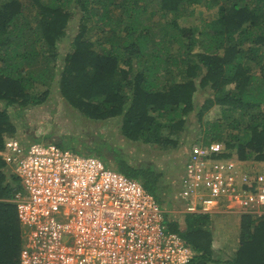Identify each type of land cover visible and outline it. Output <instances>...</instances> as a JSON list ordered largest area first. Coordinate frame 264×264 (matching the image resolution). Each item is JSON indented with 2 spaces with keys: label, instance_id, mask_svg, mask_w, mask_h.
<instances>
[{
  "label": "trees",
  "instance_id": "16d2710c",
  "mask_svg": "<svg viewBox=\"0 0 264 264\" xmlns=\"http://www.w3.org/2000/svg\"><path fill=\"white\" fill-rule=\"evenodd\" d=\"M200 5L214 13L184 25ZM74 16L80 29L57 68V43ZM87 22L101 33L94 43ZM57 92L89 121L114 119L117 135L139 147L164 153L203 134L191 144L221 143V158L254 171L248 161L264 163V0H0V152L15 133L10 117ZM214 107L219 115L203 120ZM32 143L98 158L171 209L167 168L126 163L111 135L55 141L51 133ZM18 188L0 159V264H18L23 244L11 203ZM239 216L231 254L214 246L223 241L210 215L166 214V225L194 253L187 264H264V216Z\"/></svg>",
  "mask_w": 264,
  "mask_h": 264
},
{
  "label": "built area",
  "instance_id": "2783aa9c",
  "mask_svg": "<svg viewBox=\"0 0 264 264\" xmlns=\"http://www.w3.org/2000/svg\"><path fill=\"white\" fill-rule=\"evenodd\" d=\"M4 147L1 160L19 183L11 198L23 238L18 264H187L194 255L137 180L51 144ZM225 152L218 142L191 147L175 217L221 208L264 216V165L247 171Z\"/></svg>",
  "mask_w": 264,
  "mask_h": 264
},
{
  "label": "rangeland",
  "instance_id": "374dc122",
  "mask_svg": "<svg viewBox=\"0 0 264 264\" xmlns=\"http://www.w3.org/2000/svg\"><path fill=\"white\" fill-rule=\"evenodd\" d=\"M193 12L194 13L191 14L192 16L188 20H183L184 25L197 24V20L199 18H205L207 15L213 14L214 9L208 11L200 5L196 7ZM86 27L88 29L87 37H90L91 42H96L101 37V33L97 28L93 26L92 22H87ZM79 29L80 27L78 17L74 16L67 24L65 36L60 39V41H58L57 43L58 52L60 54L56 61L57 68L61 66L64 56L70 52L71 40L79 32ZM251 70L254 73H259L257 67L255 66H253ZM37 90L42 91V87L37 86ZM57 93L54 94V97H48L44 104L24 110L22 114L23 117L17 118L11 116L10 118L12 123L14 124L15 133L6 135L5 142L17 141L20 145L25 146L27 144H30L31 137L37 139L39 137H45L47 134L51 133L53 134V139L55 141H58V139L60 138H71L74 140H89L90 137L97 141L99 135H111L114 144L121 149V154H123L126 163L129 164L130 161L134 162V159L136 158H142L145 162H153L159 168H167L166 170L168 174V180L166 182V185L170 190L169 193L172 196L171 199H174L177 190V185L181 176V170L183 168V157L186 153V150L193 145L191 144L193 141H203V134L201 136L190 137L187 140V145L181 146L177 150L171 149L164 153L160 152L154 147H139L138 143L125 141L117 135L118 127H116L117 125L115 124L114 119L96 122L89 121L88 119L79 115L77 111L71 110L69 107H67L62 98L58 96L59 93ZM219 111L220 110L218 107L212 108V110L204 116L203 120L211 121L219 115ZM102 144L103 143H101V145ZM5 149L6 148L4 147L2 151H4ZM7 153L10 154V151L7 150ZM248 164H253L254 167L257 165H261L253 160L248 161ZM262 165H264V163H262ZM175 210L176 208L171 211H168L167 214L169 218L175 217ZM218 211V213H215L210 216L212 218L213 223L219 220L220 222H225V220L219 219L222 216L227 217L232 215H240L237 212L222 210V208ZM238 226L239 224L237 223V225H233V227L230 229L232 232H234L233 234L225 235L222 232L224 228L218 225L217 228L221 232L218 234V239L219 241L223 242H218L216 238L214 246L218 247L219 250L223 251L226 254H231V252H233L237 247L239 231Z\"/></svg>",
  "mask_w": 264,
  "mask_h": 264
},
{
  "label": "crops",
  "instance_id": "0c3cea01",
  "mask_svg": "<svg viewBox=\"0 0 264 264\" xmlns=\"http://www.w3.org/2000/svg\"><path fill=\"white\" fill-rule=\"evenodd\" d=\"M239 217H240L239 215H232V216H227V217L222 216L219 219H223V220H225V222H223V221L220 222V220L218 219L219 221L213 223V227H214V229H216L219 225L220 227L224 228V230H222L223 234L231 235L234 232H232L230 229L233 227V225H237V223L239 224ZM228 224H230V225H228ZM229 226H231V227H229ZM215 232H216V230H215ZM216 233L219 234L221 232L220 231L218 232V230H217Z\"/></svg>",
  "mask_w": 264,
  "mask_h": 264
},
{
  "label": "clouds",
  "instance_id": "9594fccd",
  "mask_svg": "<svg viewBox=\"0 0 264 264\" xmlns=\"http://www.w3.org/2000/svg\"><path fill=\"white\" fill-rule=\"evenodd\" d=\"M195 144H200V143H195ZM195 144H193V145H195ZM192 145V146H193ZM191 146V147H192ZM191 147H190V149H191ZM190 151V150H189ZM188 154H189V152H188ZM186 159H187V157L185 158V160H184V163H183V168H182V170H181V176H180V179H179V182H180V180H181V177H182V175H183V169H184V164H185V161H186ZM105 164V163H104ZM106 165V164H105ZM106 166H108V165H106ZM109 167V166H108ZM110 168V167H109ZM112 169V168H111ZM179 189V183H178V185H177V190ZM145 190V189H144ZM177 190H176V192H177ZM147 192V191H146ZM171 204H176V202H177V200H176V196H174V199L173 200H171ZM171 208H172V205H171ZM171 210V209H170ZM168 211L169 210H167V212L166 213H168ZM168 215V214H167Z\"/></svg>",
  "mask_w": 264,
  "mask_h": 264
}]
</instances>
